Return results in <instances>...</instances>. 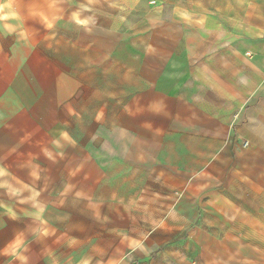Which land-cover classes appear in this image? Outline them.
I'll list each match as a JSON object with an SVG mask.
<instances>
[{
    "label": "crops",
    "instance_id": "crops-1",
    "mask_svg": "<svg viewBox=\"0 0 264 264\" xmlns=\"http://www.w3.org/2000/svg\"><path fill=\"white\" fill-rule=\"evenodd\" d=\"M81 1L40 37L0 29V154H27L33 163L50 155L66 167L71 195L79 185L83 199H98L107 196L91 192V183L123 180L155 157L163 162L184 130L224 129L235 257L264 253V104L246 109L244 87L225 104L224 77L249 75L227 69V46L236 50L240 33H252L220 23L233 13L231 0L205 8L174 0L146 12L140 0ZM242 109L236 123L227 115ZM202 140L192 161L208 162L221 141ZM26 237L14 223L0 228V264H50L45 245Z\"/></svg>",
    "mask_w": 264,
    "mask_h": 264
},
{
    "label": "rangeland",
    "instance_id": "rangeland-1",
    "mask_svg": "<svg viewBox=\"0 0 264 264\" xmlns=\"http://www.w3.org/2000/svg\"><path fill=\"white\" fill-rule=\"evenodd\" d=\"M169 1L174 0H165L159 9L148 0L139 5L143 12L164 11ZM79 2L0 0V29L19 38L40 37L53 19L71 13ZM199 3L205 8L219 5V0H190L189 5ZM231 4L233 13L221 14L220 23L227 30L233 25L252 33H240L236 50L227 46L233 60L227 69L247 70L249 75L224 77L225 104L226 96L232 103L233 94L244 87L246 109L254 108L257 102L264 104V76L256 77L264 73V0ZM246 109L227 115L236 123ZM216 130L214 135L204 129L184 130V139L177 140L182 144L170 146L163 162L155 157L148 165L131 166L133 173L123 180H108L101 187L91 183V192L107 196L98 199H83L79 185L71 195L63 185L66 167L50 155L37 156L38 163H33L27 154H0V228L7 223L23 228L31 245H45L41 255L50 264H264L262 252L236 260L228 135ZM210 136L222 141L209 153L211 159L192 161L195 150L205 146L202 139Z\"/></svg>",
    "mask_w": 264,
    "mask_h": 264
},
{
    "label": "built area",
    "instance_id": "built-area-1",
    "mask_svg": "<svg viewBox=\"0 0 264 264\" xmlns=\"http://www.w3.org/2000/svg\"><path fill=\"white\" fill-rule=\"evenodd\" d=\"M164 2L165 0H148L149 5L156 9H159L164 4Z\"/></svg>",
    "mask_w": 264,
    "mask_h": 264
}]
</instances>
